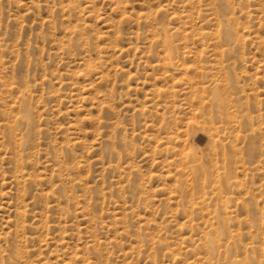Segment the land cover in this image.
Wrapping results in <instances>:
<instances>
[{
    "label": "rangeland",
    "instance_id": "1",
    "mask_svg": "<svg viewBox=\"0 0 264 264\" xmlns=\"http://www.w3.org/2000/svg\"><path fill=\"white\" fill-rule=\"evenodd\" d=\"M0 264H264V0H0Z\"/></svg>",
    "mask_w": 264,
    "mask_h": 264
}]
</instances>
